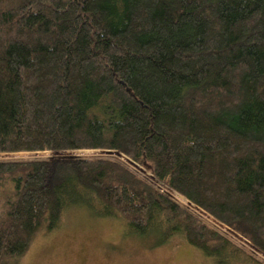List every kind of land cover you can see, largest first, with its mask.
Returning a JSON list of instances; mask_svg holds the SVG:
<instances>
[{"label":"trees","instance_id":"trees-1","mask_svg":"<svg viewBox=\"0 0 264 264\" xmlns=\"http://www.w3.org/2000/svg\"><path fill=\"white\" fill-rule=\"evenodd\" d=\"M40 152L0 159V264L74 206L257 262L173 193L264 252V0H0V154Z\"/></svg>","mask_w":264,"mask_h":264},{"label":"rangeland","instance_id":"rangeland-1","mask_svg":"<svg viewBox=\"0 0 264 264\" xmlns=\"http://www.w3.org/2000/svg\"><path fill=\"white\" fill-rule=\"evenodd\" d=\"M101 154L100 151L69 152L71 156ZM50 153L0 154V159L48 157ZM132 165V164H131ZM134 169L135 167L132 166ZM144 176L152 174L143 167H136ZM173 196L190 208L203 222L226 233L234 244L240 246L257 261L238 255L234 264H264V252L252 248L249 243L231 229L179 194ZM199 250L190 246L182 237L155 247L153 237L141 238L131 234L125 224L116 218L97 217L83 206H74L65 211L60 227L48 234L38 235L30 245L20 264H212Z\"/></svg>","mask_w":264,"mask_h":264}]
</instances>
